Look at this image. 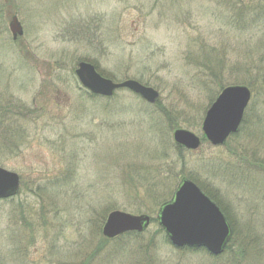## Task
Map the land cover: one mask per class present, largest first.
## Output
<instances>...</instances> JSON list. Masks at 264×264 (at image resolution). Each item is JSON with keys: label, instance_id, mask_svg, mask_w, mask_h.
I'll list each match as a JSON object with an SVG mask.
<instances>
[{"label": "rangeland", "instance_id": "rangeland-1", "mask_svg": "<svg viewBox=\"0 0 264 264\" xmlns=\"http://www.w3.org/2000/svg\"><path fill=\"white\" fill-rule=\"evenodd\" d=\"M81 61L158 98L91 94ZM230 85L251 92L238 131L179 150L176 126L202 138ZM0 166L20 176L0 200V264H264V0H0ZM183 176L227 215L219 255L177 248L158 225ZM113 210L151 221L108 239Z\"/></svg>", "mask_w": 264, "mask_h": 264}, {"label": "water", "instance_id": "water-1", "mask_svg": "<svg viewBox=\"0 0 264 264\" xmlns=\"http://www.w3.org/2000/svg\"><path fill=\"white\" fill-rule=\"evenodd\" d=\"M9 27L14 38L22 35L16 17L11 19ZM75 75L82 87L95 95L110 97L116 90L126 88L150 104L158 98V92L153 88L132 79L114 82L101 76L93 64L85 61L77 64ZM250 96V90L243 85H230L221 90L202 121L201 130L209 143L223 145L238 130ZM172 138L177 145L191 151L201 147L200 138L184 128L175 129ZM19 184L16 172L0 166V199L15 196ZM157 220L171 244L177 248L203 247L209 253L219 255L232 235L230 225L217 204L188 178H182L172 198L160 206ZM149 223L148 215L113 210L107 214L101 232L104 237L113 239L128 232L141 233Z\"/></svg>", "mask_w": 264, "mask_h": 264}, {"label": "flooded vegetation", "instance_id": "flooded-vegetation-1", "mask_svg": "<svg viewBox=\"0 0 264 264\" xmlns=\"http://www.w3.org/2000/svg\"><path fill=\"white\" fill-rule=\"evenodd\" d=\"M202 190H203V192L210 198V199H212L218 206H219V204L215 201V198L213 197V195L210 193V192H208V191H206L205 189H203L202 188ZM220 207V206H219ZM221 208V207H220ZM222 210V209H221ZM223 211V210H222ZM201 250H205V249H203V248H201ZM206 251V250H205Z\"/></svg>", "mask_w": 264, "mask_h": 264}, {"label": "trees", "instance_id": "trees-1", "mask_svg": "<svg viewBox=\"0 0 264 264\" xmlns=\"http://www.w3.org/2000/svg\"><path fill=\"white\" fill-rule=\"evenodd\" d=\"M163 112H164V111H163ZM166 112H167V111H166ZM178 127H179V126H176V128H178ZM177 147H178L179 150H184L183 148H181V147H179V146H177ZM180 178H181V177H180ZM188 178H190V179L193 180V181L195 180V179H192L191 177H188ZM194 182H196V181H194Z\"/></svg>", "mask_w": 264, "mask_h": 264}]
</instances>
